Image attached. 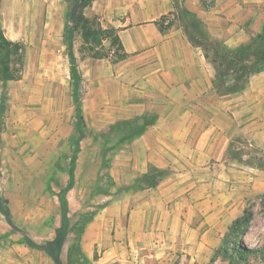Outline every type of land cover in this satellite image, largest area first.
I'll return each mask as SVG.
<instances>
[{
  "label": "rangeland",
  "instance_id": "1",
  "mask_svg": "<svg viewBox=\"0 0 264 264\" xmlns=\"http://www.w3.org/2000/svg\"><path fill=\"white\" fill-rule=\"evenodd\" d=\"M75 6H80L78 0H0L2 30L21 44L10 54L18 78L8 82L6 107L0 109V251L17 243L48 247L62 225L58 195L67 189L71 222L63 244L65 264H81L71 248L87 217L131 215L136 205L145 229L165 233L154 236L161 245L150 239L142 244L148 263L264 264V148L237 134L222 159L169 157L157 167L145 166L141 157L139 174L132 143L143 123L156 114L126 118L125 88L116 78L123 49L113 44L110 32L99 29L100 24L115 27L112 21L127 7L138 10L141 18V2L94 0L81 8L91 21L86 28L75 24L76 14L68 17ZM175 6L161 23H177L205 47H215L210 34L209 39L190 28L182 1ZM67 23L74 27V53L82 75L86 129L79 151L64 41ZM4 205L11 208L10 217ZM245 211L253 213L249 228L235 230L234 221ZM26 232L48 237L33 240Z\"/></svg>",
  "mask_w": 264,
  "mask_h": 264
},
{
  "label": "crops",
  "instance_id": "2",
  "mask_svg": "<svg viewBox=\"0 0 264 264\" xmlns=\"http://www.w3.org/2000/svg\"><path fill=\"white\" fill-rule=\"evenodd\" d=\"M176 1L140 0L141 18L137 17L138 10L127 7L121 18L112 21L128 53L116 77L125 88L127 107L123 112L128 119L156 114L154 122L132 143L139 174L141 157L147 161L145 166L157 167L164 166V158L169 157L222 159L237 134L251 146L264 148V71L253 75L241 91L218 95L213 85L216 70L212 58L193 44L182 26L161 23L163 16L175 10ZM181 1L204 22L208 34L228 48L246 42L264 26V0ZM146 169L143 167L142 172ZM140 209L136 205L126 216L95 215L81 238L86 258L93 264H151L141 253L145 247L142 244L145 239L154 240V244L158 240L154 236L165 233L145 229ZM26 235L33 240L48 237L32 232ZM63 253L64 249L61 257ZM0 264L56 262L46 246L31 248L17 243L0 251Z\"/></svg>",
  "mask_w": 264,
  "mask_h": 264
},
{
  "label": "trees",
  "instance_id": "3",
  "mask_svg": "<svg viewBox=\"0 0 264 264\" xmlns=\"http://www.w3.org/2000/svg\"><path fill=\"white\" fill-rule=\"evenodd\" d=\"M80 6L73 7L72 11H69L68 17L73 18L75 20V24L81 26L82 28H86V26H90L91 21L83 16L81 13V8H84L90 5L94 0H78ZM78 7H80L78 9ZM184 12L189 17V26L190 28L200 29L203 34L209 36L205 24L202 20H200L195 13L190 12L186 8H184ZM164 17V16H163ZM172 23L169 22L168 26ZM73 26L67 23L65 25V34L64 41L68 48V53L71 61V70L70 74L72 77V86H73V97L75 101V111H76V126L75 129L79 133V136L75 143L77 150L79 151L81 140L85 136L86 122L83 113L82 101L80 98V84L82 80V75L79 71V65L77 62L76 55L74 53V35H73ZM100 32L108 33L110 32L112 35L113 44H117L118 47L122 50V53L119 54V59L123 60L127 57L128 53L125 51L121 38L118 34V29L115 27H110L104 29L100 24ZM187 33L192 40L193 44L197 46H201L204 49L205 56L207 58H212V61L215 66V77L213 79V85L215 91L218 95H231L236 92L244 89L250 82V79L253 75L264 71V26L263 29L252 35L247 42L241 43L234 49L228 48L223 42L214 41L215 47H205L203 42L194 38L193 32L187 30ZM209 38V37H208ZM210 39V38H209ZM21 49V44L19 42L12 41L4 34L2 27L0 25V72L2 79V94L0 97V109L3 110L6 107V98H7V88L8 82L10 80L17 79L16 75L17 68H11L10 54L15 50L19 51ZM211 50L214 51L215 56H211ZM143 119L146 118V114L143 115ZM153 120H147L141 126L140 132L144 130L146 126L153 123ZM139 132V133H140ZM0 144H1V135H0ZM77 151V152H78ZM76 152V154H77ZM158 169V168H156ZM163 174L159 172V176ZM148 178L151 177V174H146ZM141 188V187H139ZM66 190L62 189L59 196V201L61 205L62 212V220L61 226L57 228L56 237L49 241L48 248L50 254L55 260L56 264H65L61 257V251L63 249V244L67 236V231L69 227V218L67 217V212L69 209V202L66 196ZM5 213L10 217L11 209L8 205H4ZM94 217L91 215L87 217L86 220L83 221L82 225L79 228V232L77 233L74 245L71 248V253L76 251L78 253L79 259L77 262L81 264H93L82 252L81 248V238L85 229L86 224ZM253 213L251 211H245V214L237 218L233 227L235 230L240 228V225H244V232L249 228V224L252 220Z\"/></svg>",
  "mask_w": 264,
  "mask_h": 264
}]
</instances>
